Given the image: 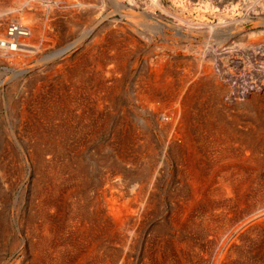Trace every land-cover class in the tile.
Wrapping results in <instances>:
<instances>
[{
    "label": "bare ground",
    "instance_id": "obj_1",
    "mask_svg": "<svg viewBox=\"0 0 264 264\" xmlns=\"http://www.w3.org/2000/svg\"><path fill=\"white\" fill-rule=\"evenodd\" d=\"M141 1L0 0V62L34 73L6 104L8 264H264V37Z\"/></svg>",
    "mask_w": 264,
    "mask_h": 264
},
{
    "label": "rangeland",
    "instance_id": "obj_2",
    "mask_svg": "<svg viewBox=\"0 0 264 264\" xmlns=\"http://www.w3.org/2000/svg\"><path fill=\"white\" fill-rule=\"evenodd\" d=\"M146 1V3H145ZM173 0H163V4L164 6H166V8L171 11L173 15H168L170 16V19L168 17L169 20H173L171 22V25H173L174 23L176 24V21L174 22V20L176 18H178L179 20V17L178 16H181V17H185L187 19H196V21L198 22H201L202 20H205L206 19V22H208L209 24H212V25H220V26H228L229 28L235 30L236 32L237 31H240L242 32V30H244L243 32L244 33H241V34H233L231 35L232 36V41H236L235 44L239 45V39L242 37V38H245L243 37V35H247L246 33H249L251 35H249L247 38H245L246 41H249V39H251V41H253L255 38V40H259L258 38H260V36H262V39L264 37V0H190L196 4L200 2H202L203 4L205 2H210L212 3L214 6H215V10H208L207 12L203 11V10H198L195 11V10H192V9H187L186 11H182L181 10V7L176 3H174V1L172 2ZM144 2V3H143ZM151 0H142L141 3L143 4V8L144 6L146 5H151ZM148 3V4H147ZM238 5V6H237ZM218 7V8H217ZM227 8V9H226ZM247 8V9H246ZM212 11V12H211ZM215 11V12H214ZM198 12V13H197ZM253 12V13H252ZM9 13H12V12H9ZM14 13V12H13ZM205 13H207V15H204ZM175 15V16H174ZM178 15V16H176ZM199 15V16H198ZM188 16L190 18H188ZM213 16V17H212ZM203 18V19H202ZM205 18V19H204ZM234 20V21H233ZM229 21V22H228ZM263 22V23H260ZM173 23V24H172ZM222 23V24H221ZM238 29V30H237ZM234 31V32H235ZM261 31V32H260ZM172 35L174 36V33H175V30H172ZM90 34V33H89ZM255 34V35H254ZM235 35V36H234ZM89 35L87 34V37ZM149 36V35H148ZM176 36V35H175ZM174 36V37H175ZM251 36V37H250ZM259 36V37H258ZM177 37V36H176ZM250 37V38H249ZM253 37V38H252ZM191 38V37H190ZM200 38V37H199ZM144 39V38H143ZM146 39V38H145ZM144 39V40H145ZM148 39V40H147ZM147 39L145 40L146 42H148L149 40H151V38L147 37ZM157 39H160V38H156L155 40ZM193 38L191 39H186L184 40V44L185 45V48L184 49H178L179 51V54L180 56L182 57H185V58H188L190 59V61H192L193 59H195L200 53H196V51L194 50H191V46H189L190 44V41L192 40ZM260 39V40H262ZM212 44L213 45H218L216 44L217 40L215 38H212ZM259 40V41H260ZM160 43H162V41L158 40ZM219 41V40H218ZM151 42V41H150ZM189 43V44H188ZM198 41L194 44V45H198L197 44ZM215 43V44H214ZM223 43V44H222ZM222 43L219 45V47H223L224 48L226 47V45H229L227 42L225 41H222ZM188 46H187V45ZM253 44V43H252ZM260 44H263L264 43H260ZM249 45V43H248ZM256 46V45H255ZM249 48L251 47V45L248 46ZM254 47V46H253ZM194 48V47H193ZM207 48V47H206ZM250 49H253L252 47ZM155 54H157L158 50H155ZM169 52V51H168ZM172 52V51H171ZM146 52H144L143 49L139 50V52H136L135 55H133V59L136 61V67L133 68V75L130 79V81L132 83H130L129 87H132L131 84L133 83H136L137 80H138V76L143 74V73H148V70L149 71H152L155 66H153L152 68V65L149 66L147 60H146ZM170 53V52H169ZM187 53V54H186ZM178 54V53H177ZM194 54V55H192ZM237 55V54H236ZM235 55V56H236ZM196 56V57H195ZM238 56V55H237ZM236 56V58H237ZM192 59H191V58ZM253 57V56H252ZM256 56H254V59L252 60V67L254 68L253 70V78L257 81L259 79H261V77H257V75H263L264 74V57L263 59H261L260 57L259 58H255ZM136 58V59H135ZM138 59V60H137ZM143 60V61H142ZM145 60V62H144ZM262 60V61H261ZM138 61V62H137ZM256 61V62H255ZM258 61V62H257ZM141 62V63H140ZM144 62V64L146 65H143L142 63ZM187 61L185 62H182L178 65L179 67V70L181 72H183V74L185 73L184 71H189L187 73H190L191 71V64H189L188 62L186 63ZM138 63V64H137ZM255 64H258V65H255ZM184 69H181L183 68ZM188 67V68H187ZM42 68L43 66L39 69L37 68V70L39 71V73L41 74V77L45 76L46 75V72H50V70H47L46 72H43L42 71ZM256 68V69H255ZM147 70V71H146ZM183 70V71H182ZM258 71V72H257ZM34 72V71H32ZM263 72V73H262ZM135 73V74H134ZM12 74V75H11ZM28 74V76H26ZM26 75L22 76V77H17V76H14V73L11 72V70L7 69L6 68V65H4L3 62H0V157L2 158V161L3 162H6L7 160V156L5 154V147L7 142L9 141V137H10V134H9V131L10 130H14L16 129V118L14 116V113L13 111H11L8 107V105L6 104H9L10 103V100L12 99V97H14L13 99L14 100H18V96H20V94H23V90L24 88L26 89V85H25V82L27 84V81L29 77L32 76V74L34 73H27ZM43 74V75H42ZM186 74V73H185ZM30 75V76H29ZM38 75V73L36 74ZM18 78V80H17ZM23 80H22V79ZM27 79V80H26ZM16 80V81H15ZM19 81V82H18ZM129 81V82H130ZM21 83V84H20ZM51 83H55L54 80H52ZM258 83V81H257ZM13 84V85H11ZM16 84V86H15ZM11 85V86H10ZM24 85V86H22ZM15 87L13 88V87ZM23 87V88H22ZM253 87V86H252ZM10 88V89H9ZM15 89V90H13ZM21 89V91H20ZM16 91L17 94H14V92H11V91ZM14 94V95H13ZM19 94V95H18ZM3 96V97H2ZM5 96V97H4ZM16 97V98H15ZM6 99V100H5ZM6 101V102H5ZM7 106V107H6ZM10 106V105H9ZM6 108V109H5ZM7 111L8 113L10 114H7ZM8 118V119H7ZM11 119V120H10ZM13 120V121H12ZM11 122V124H10ZM4 123V124H3ZM15 123V124H14ZM10 124V125H9ZM14 126V127H13ZM12 127V128H10ZM6 131V132H5ZM4 135V136H3ZM6 135L8 136L6 138ZM3 136V137H2ZM8 140V141H7ZM5 141V142H4ZM7 141V142H6ZM2 142V143H1ZM4 150V151H3ZM5 155V156H3ZM2 180V181H1ZM3 184V178H2V175L0 173V185L2 187V191L5 192L2 184ZM20 187L18 188V190H16L15 192H18L17 194L19 195L21 193V190H22V185H19ZM1 187H0V190H1ZM20 190V191H19ZM11 196L13 197V194H11ZM0 210L2 211V208L0 207ZM4 219L6 220V222H8L9 224V220H10V216L9 213V209L8 210H4ZM8 214V215H7ZM6 216V217H5ZM0 233H2L0 231ZM13 253L11 251H9L8 249V245H7V239H6V236H3L2 234H0V264H8L9 261H12L13 258H19L20 255H12ZM20 254V253H19ZM12 256V257H11ZM12 258V259H11ZM11 259V260H10Z\"/></svg>",
    "mask_w": 264,
    "mask_h": 264
}]
</instances>
